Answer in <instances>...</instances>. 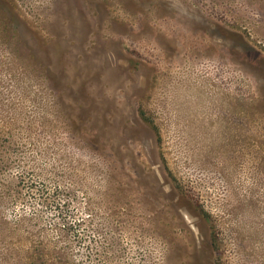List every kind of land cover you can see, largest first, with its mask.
Here are the masks:
<instances>
[{"label": "rangeland", "instance_id": "1", "mask_svg": "<svg viewBox=\"0 0 264 264\" xmlns=\"http://www.w3.org/2000/svg\"><path fill=\"white\" fill-rule=\"evenodd\" d=\"M0 264H264V0H0Z\"/></svg>", "mask_w": 264, "mask_h": 264}]
</instances>
